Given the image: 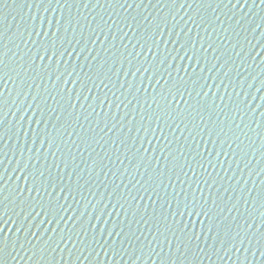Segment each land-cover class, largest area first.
I'll return each mask as SVG.
<instances>
[{"label": "water", "instance_id": "obj_1", "mask_svg": "<svg viewBox=\"0 0 264 264\" xmlns=\"http://www.w3.org/2000/svg\"><path fill=\"white\" fill-rule=\"evenodd\" d=\"M0 241V264H264L260 0H0Z\"/></svg>", "mask_w": 264, "mask_h": 264}, {"label": "snow or ice", "instance_id": "obj_2", "mask_svg": "<svg viewBox=\"0 0 264 264\" xmlns=\"http://www.w3.org/2000/svg\"><path fill=\"white\" fill-rule=\"evenodd\" d=\"M98 2H99V0H98ZM174 2H175V0H173V3H174ZM229 2H230V0H229ZM49 3H51V0H49ZM238 4H239V0H237V5H238ZM245 4H247V0H245ZM260 4H261L262 6H264V0H260ZM145 71H146V70H145ZM186 207H187V206H186ZM193 213H195L197 216L203 214L206 218H209V215H208L207 212H204L202 208H201L199 211H197L196 208H195V205H193L192 211L189 212V215H191V214H193ZM249 227H251V226H249ZM209 233H211V228H209ZM197 238H198V237H197ZM189 239H191V237H189ZM2 243H3V242L0 241V245H2ZM240 243H241V246H243V238H241ZM2 250H3V248L0 247V251H2ZM177 250H179V248H178ZM244 250H245V251H248L249 249H244ZM236 251H240V249L237 248ZM261 255L264 256V251L261 252Z\"/></svg>", "mask_w": 264, "mask_h": 264}]
</instances>
